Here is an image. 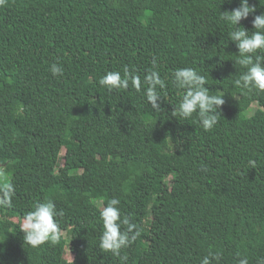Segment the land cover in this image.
Listing matches in <instances>:
<instances>
[{
	"label": "trees",
	"instance_id": "obj_1",
	"mask_svg": "<svg viewBox=\"0 0 264 264\" xmlns=\"http://www.w3.org/2000/svg\"><path fill=\"white\" fill-rule=\"evenodd\" d=\"M239 4H0V186H14L12 206L0 207V264H200L209 250L220 254L212 264L264 258V91L235 86L246 69L221 19ZM249 4L256 11L240 25L253 31L264 0ZM153 60L166 82L160 111L131 85L111 92L98 85L124 66L143 82ZM52 63L62 76L52 75ZM182 67L223 96L211 131L195 114L171 115L183 94L171 74ZM113 197L140 230L119 257L98 247L99 211ZM49 201L63 212L59 242L24 244V215Z\"/></svg>",
	"mask_w": 264,
	"mask_h": 264
},
{
	"label": "clouds",
	"instance_id": "obj_2",
	"mask_svg": "<svg viewBox=\"0 0 264 264\" xmlns=\"http://www.w3.org/2000/svg\"><path fill=\"white\" fill-rule=\"evenodd\" d=\"M3 2L4 0H0V4ZM255 11V6L250 5L249 0H240L239 7L223 11L221 16V19L232 29L228 32V37L238 48L240 59L237 63L246 69L234 81L235 86L242 92L264 91V55L259 54L264 53V12L254 16L253 31L240 25L242 19H246ZM50 71L53 76L59 77L63 75L64 68L58 63H52ZM171 84L183 92L178 103L173 105L171 115L179 121H186L195 114L196 123L204 131H211L218 123L219 108L224 104L223 96L210 95L209 89L205 87L206 77L190 67L176 69L171 74ZM98 85L109 92L114 89L126 90L131 85L137 92L143 91L148 105L155 111L162 110L159 101L166 99L158 91V88L166 87V82L160 78L155 60L152 70L144 76L143 82L134 70L124 66L123 74L120 71H108L99 78ZM13 196L14 186L11 183L0 186V207H11ZM119 205L120 200L113 197L100 209L99 220L103 227L98 240V247L103 252H111L118 257L121 249L128 248L140 236L138 226L130 222L127 216H123ZM60 216H63V212H58L53 202H36L19 224V230L23 232L24 244L36 248L45 242L58 243L61 233L57 217ZM122 259L126 260L127 257ZM219 259V253L209 250L200 264H212L213 260L219 261ZM238 264H249L248 258H239ZM257 264H264V258H260Z\"/></svg>",
	"mask_w": 264,
	"mask_h": 264
},
{
	"label": "rangeland",
	"instance_id": "obj_3",
	"mask_svg": "<svg viewBox=\"0 0 264 264\" xmlns=\"http://www.w3.org/2000/svg\"><path fill=\"white\" fill-rule=\"evenodd\" d=\"M254 106H255V104L252 105V107H254ZM249 112H250V111H249ZM66 256H67V258H70V255L67 254Z\"/></svg>",
	"mask_w": 264,
	"mask_h": 264
}]
</instances>
